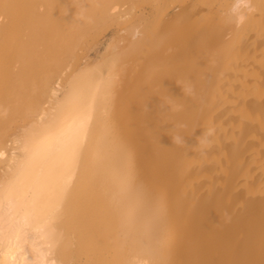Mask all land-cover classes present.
<instances>
[{
	"label": "bare ground",
	"instance_id": "bare-ground-1",
	"mask_svg": "<svg viewBox=\"0 0 264 264\" xmlns=\"http://www.w3.org/2000/svg\"><path fill=\"white\" fill-rule=\"evenodd\" d=\"M231 5L0 0V264H264V0Z\"/></svg>",
	"mask_w": 264,
	"mask_h": 264
},
{
	"label": "clouds",
	"instance_id": "clouds-1",
	"mask_svg": "<svg viewBox=\"0 0 264 264\" xmlns=\"http://www.w3.org/2000/svg\"><path fill=\"white\" fill-rule=\"evenodd\" d=\"M254 11V8L252 6V0H232V5L231 7L228 9V12L226 13L227 16H229L230 18L234 19V22L236 24L237 27H240L241 25H243L247 19V12H252ZM139 33L137 32L136 35H138ZM135 38V36H134ZM183 92H185L186 94L191 95L193 92V89L191 87V85L189 84L188 88L185 89L183 88ZM146 110H147V106H146ZM179 127L183 128L186 127L185 125H179ZM215 133V129L214 128H209L207 130H205L203 132V135L201 137L198 138V145L203 142L205 144H211V137L214 135ZM172 142L174 145H181V146H185V141H184V137L180 136V135H175L172 136Z\"/></svg>",
	"mask_w": 264,
	"mask_h": 264
},
{
	"label": "rangeland",
	"instance_id": "rangeland-1",
	"mask_svg": "<svg viewBox=\"0 0 264 264\" xmlns=\"http://www.w3.org/2000/svg\"><path fill=\"white\" fill-rule=\"evenodd\" d=\"M112 30V29H111ZM108 31L106 32V37H104L103 42H104V45L101 47V52L105 51V48H106V44L108 43V41L110 40L111 36H112V31ZM121 44H124V41L122 40L121 41Z\"/></svg>",
	"mask_w": 264,
	"mask_h": 264
}]
</instances>
